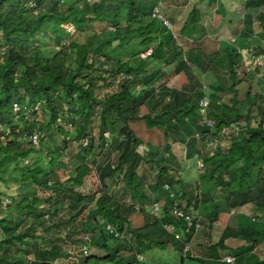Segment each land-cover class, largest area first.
Masks as SVG:
<instances>
[{
  "label": "trees",
  "instance_id": "1",
  "mask_svg": "<svg viewBox=\"0 0 264 264\" xmlns=\"http://www.w3.org/2000/svg\"><path fill=\"white\" fill-rule=\"evenodd\" d=\"M147 1L148 4L141 0H100L91 4L88 15L87 10L77 6V0H0V185L16 182L30 186L26 194H10L9 203L16 210L0 217V264H61L70 257L63 246L67 236L75 239L98 227L103 238L99 244L109 255L82 258L78 264H145L138 255L144 257L169 249L180 254V264H186L189 260L182 256L186 244L182 237L189 236L186 222L173 214L176 207H183L184 200L179 194L175 198L164 196V187L169 185L175 192L177 184L185 187L186 174L179 173L181 162L176 153L183 147L187 159L195 160L197 151L192 147V138L196 135H199L196 140L203 144L209 139L217 141L223 131H236L228 151L218 155L223 166L212 168L209 156L203 155L205 172L201 182L207 190L203 191L202 199L191 200L195 201L197 210L201 206L208 210L203 212L208 226L213 227L218 221L224 204L230 210L252 205L264 211V107H260L257 126L251 127L248 114L251 109L247 114L238 112L235 103L226 104L220 96L233 93L237 99L236 85L241 82L238 69L243 55L238 50L226 49V67L223 69L220 62L217 81L211 85L214 101L211 98L209 117L215 125L205 131L198 107L207 91L194 66L208 71L211 63L203 51L184 53L174 40V34H184L187 28L201 22L198 7L201 0L193 4L184 27L177 32L152 17L155 3ZM183 1L186 7L190 5V0ZM218 1V9L224 11L223 3ZM246 8H263L257 21L264 32V0H248ZM90 21L104 27L103 36L94 47L74 41L66 44L59 34L69 24L76 32H85ZM244 23L240 36L248 39L251 29L254 30L255 17L245 15ZM66 31V35H72ZM51 33L56 34V43L61 47L55 53L42 46L43 36ZM150 49L152 54L143 58L142 54ZM71 55L74 68L69 62ZM114 64L117 69L110 71L108 68L115 69ZM171 70L174 76L170 78ZM182 74L187 76L189 84L178 89L171 81ZM106 87L112 91L98 95L97 91ZM247 98L253 106L261 99L251 97L250 92ZM15 104L20 106V111H15ZM40 109L50 116L46 133L57 125L64 143L65 136L73 133L77 134V140L86 136L84 127L89 118L99 115L100 136L105 141L107 155L102 160L91 161L93 148H84V154L78 156L59 150L45 154L41 143L47 141V134L39 136V146L34 145L31 137L37 133L39 122L28 120V114H37ZM61 115H67L64 125L60 122ZM18 117L23 125L18 124ZM243 117L249 123L242 130L239 121ZM141 120L148 129L165 132L164 148H147L127 126ZM110 123L115 126L113 129L120 127L119 137L113 140L105 137ZM69 126L71 130L67 129ZM113 158L115 164L110 167L108 163ZM187 167V164L182 166V171ZM117 175L124 183L122 197L109 190L108 181ZM176 178L180 179L178 183ZM3 195L0 191V197ZM183 195L189 197L186 191ZM163 196L168 199L162 201L164 215L158 218L151 213V206L163 200ZM3 203L0 199L2 206ZM92 206L95 209L82 220ZM66 207L68 218L59 214ZM139 210L148 220L143 227H135L132 221ZM77 219L82 221L81 229L62 235L58 226ZM109 224L119 231V236L107 230ZM85 237L80 236L77 242L85 245ZM227 239H237L243 244L232 253L236 258L234 264H242L246 256L254 257L253 254L258 259L252 264H264L255 254L264 240L263 228L252 224L238 229L226 227L220 242L210 246V250L220 244L228 248ZM112 243L120 244L117 252H110L115 245ZM124 251L127 254L121 255ZM16 256L20 259L14 260ZM219 257L218 254L216 259ZM163 260L157 264H163Z\"/></svg>",
  "mask_w": 264,
  "mask_h": 264
},
{
  "label": "rangeland",
  "instance_id": "2",
  "mask_svg": "<svg viewBox=\"0 0 264 264\" xmlns=\"http://www.w3.org/2000/svg\"><path fill=\"white\" fill-rule=\"evenodd\" d=\"M69 2H73L74 0H68ZM100 1V0H77V6L80 8V10L85 9L87 10V14L90 15L91 12L89 8L91 7V4ZM144 4H148L149 2L147 0H141ZM183 0H158L157 1V8H158V14L161 20H164V22L171 28L174 26V30L177 32V29L180 30V26L182 25L183 21H180L181 17L186 20L188 18L189 12L191 8L193 7V4L198 0H190V5L185 6L184 3H182ZM248 0H221L224 5V11L218 10L217 0H201V2H198V7L201 10L202 20L200 26H202V30L200 29V34H196L193 37V42H190L188 39L184 38V40L181 39L182 46H179L180 49H182L185 52H188L189 50H193L196 53L198 51H203L205 55L208 56V60L211 63V66L209 67L208 71H205L202 68H199L197 66H194V72L197 75V77L200 78L202 81V84H204V87L209 95L210 98H212V95L214 94L213 89L211 88V85L217 81V68H221L223 65L226 67V61L225 56L222 53H226V48H232L235 50H238L243 55V62L240 65L238 69V78L241 81L239 84L236 85V88L238 90L237 92V99L235 100V94L229 93V94H223L220 95L222 97V100L226 104H234L235 108H237L238 112H242L244 114H247L248 111L251 109V112H249V116L251 118V121H247L244 117L239 121L241 129L246 128V124L249 123L251 127L257 126L260 117H261V108L264 107V32L259 27L258 15L261 11H263V8L260 9H252L246 8V2ZM184 2V1H183ZM177 4V5H176ZM252 15L255 17V24H254V30L251 29V35H249V38H242L239 36L240 31L243 30L245 27V15ZM176 19H174V18ZM223 17V18H222ZM160 20V21H161ZM162 22V21H161ZM222 23L221 33L219 31L220 24ZM164 23V24H165ZM103 29L102 25L97 21H90L86 25L85 32L78 33L76 32V29L72 24L64 25L63 28L59 30V34L61 37H63L66 40V44L69 42H79V43H85L90 45L91 47H94L97 45V42L99 39L103 36ZM66 30L71 31L72 35H66ZM205 30V31H204ZM76 32V33H75ZM185 32V31H184ZM75 33V34H74ZM180 34V33H179ZM179 34L176 33V35L179 36ZM183 37H186L184 34H180ZM45 36V37H44ZM42 42V46L46 49H50L51 53H55L56 51H60L61 47L57 45L55 36L56 34H49L44 35ZM234 39L235 41H233ZM135 44V43H133ZM226 47L225 46H229ZM219 56L217 57V55ZM213 56H216V58H212ZM207 60V63H208ZM225 61V62H224ZM69 62L71 66L74 68V56H70ZM220 62H223L222 64ZM222 66H220V65ZM135 65V63H134ZM113 68L111 69L106 66L110 71L116 70L118 66L115 64L112 65ZM206 67V66H205ZM170 78L173 75V71L171 70ZM175 78V77H174ZM112 81L110 80L109 83ZM172 85H175L178 87V89H182L188 86L189 82L187 79V76L185 74H182V76H179L177 79L175 78V81L171 83ZM107 89L99 90L97 93L98 95L104 96L105 94L112 91L111 87H106ZM0 92H1V86H0ZM248 92H250L251 97L259 96L261 99L253 106L251 104V101L248 97ZM214 101V99L212 98ZM214 109V108H213ZM68 109L65 110V113L68 114ZM63 113V114H65ZM28 120H32L34 122H39L37 125V134L41 137L47 134V141L44 143H41V147L45 150V154L47 152H54V151H65L66 154L78 156L80 154H84L83 150L84 148H93V155L89 157L91 161H98L102 160L107 155V147L105 146V141L102 140L100 134V123L101 117L99 115L91 116L89 118V121L87 125L84 127V132L86 133V136H80V140L76 139L77 134H71L70 136H65L66 143H64V135L61 136L58 133V126L53 125V130L50 133H46V124L49 121L50 116L46 115V113L40 109L37 114H28ZM67 116V115H66ZM65 115H61L60 122H63L64 125V117ZM69 116V115H68ZM199 118L201 117L198 113ZM21 118L18 117L19 125H23V121L20 120ZM17 120V119H16ZM129 129L133 130L134 133H136V136L142 140L143 144L146 145V147H160L164 148L167 144L165 132L162 129L155 128V129H148L146 126L145 121H137L135 123H130L127 125ZM115 126H111L110 123V130L105 133V137L108 138V140H113L119 137L120 135V127L117 129H113ZM67 129L71 130L72 128L69 126ZM205 131L210 130L208 127L204 125ZM236 131L234 129L223 131V133L220 135V138L216 140H209V142H206L202 144L201 141L196 140L198 137L192 138V147L197 151V154L199 156H209L211 160L212 168H216L217 166H223V164L219 163L220 158L219 154L223 155L225 154L231 144L232 138L235 136ZM45 139V138H44ZM40 139H39V145H40ZM65 145V147H64ZM221 145V146H220ZM65 148V149H63ZM139 148L142 150V146L139 145ZM44 154V156H45ZM43 156V157H44ZM178 159L180 160V168L182 171L185 164H187L186 168V175L187 173L190 174V176H194V183L197 187H194L193 185L190 186L186 192L189 195V198L192 199L196 196H202L203 191H206L205 186H203L201 182V178L204 171L199 170L197 163H194L196 161L187 159L186 152L184 148H180L179 151H177ZM198 156V155H197ZM41 159V158H40ZM42 160V159H41ZM185 163V164H184ZM224 163V162H223ZM115 164L114 158L108 163V166L112 167ZM184 164V165H183ZM221 164V165H220ZM183 172V171H182ZM183 172V175L185 174ZM15 175H19V173H15ZM109 187L113 193H116L117 196H124V183L122 182V177L117 175L115 179H110L109 181ZM179 180L176 182L178 183ZM96 185V184H95ZM178 185V184H177ZM180 186H182L180 184ZM29 185H20L16 182H11L9 185H0V191L4 193L3 197H0L4 201L3 206H9L12 197L11 195H16L17 193L20 194H26L28 192ZM195 189H194V188ZM182 187L176 191V194H179L182 199H185L183 193L185 194V191H182ZM166 196V195H165ZM164 197V196H163ZM167 197V196H166ZM164 197V199L159 202V205L161 207V211L159 212L157 216L158 218H161L164 215V201L165 199H168ZM5 198V199H4ZM10 200L6 202V200ZM202 199V197H201ZM221 205V203H220ZM3 206L0 204V217L7 216L9 212H14L16 210L14 204L10 205V208L4 209ZM163 207V208H162ZM200 211L198 210V216L203 220V223L201 221L199 229L204 231L205 238L210 243V246H215V244H218L221 237V231L219 227L223 226H232L235 229H238L239 227H246L249 224L257 225L260 228L264 229V211L258 210L254 206L250 205L246 209H238L235 210L234 213L232 210H230L228 207L222 205V211H220L219 219L214 224H217L218 228H215L213 231L211 227L209 229L206 228L208 226L209 221L205 220V215L203 212L207 211L205 208L202 209V206L200 207ZM95 209V206H92L87 209L83 217L81 219H86L90 212ZM202 213V217H201ZM60 216L67 217L68 218V208H64L60 211ZM81 219L75 220L73 223H64L58 226V229L61 230L62 235L69 234L73 230L79 231L81 229ZM132 221L134 223L135 227H143L146 225L148 220L145 217V213L142 210H139L137 214L132 216ZM208 223H207V222ZM207 224H205V223ZM221 225H220V224ZM210 224V223H209ZM213 224V226H214ZM169 231H173V228H168ZM199 229H192L196 230L191 232L189 236L182 237V239L185 241V249L183 251V257L188 259L189 261H196L201 260V254L198 252L192 253V241L198 242L201 241L202 238L198 237ZM157 235L159 232H156ZM203 235V237H204ZM214 235V240L210 238ZM80 236L85 237L86 240L90 239L92 240V248L91 251L88 254L82 253L81 247L83 246L82 243L77 242V238ZM76 240V241H75ZM103 242V238L101 236V228L98 227V229H90L89 232H83L79 236H76L75 239H67L63 243L64 250L70 255L69 258H64L62 260L63 262L61 264H78V261L83 259H87L90 256H96L97 258H103L105 256L109 255V252L101 248V244ZM109 242V241H108ZM232 240L227 239L226 243L230 245H227L228 248L222 247L223 244H220L217 248H213L210 252L213 254H216L215 257L218 258V253L220 250L227 249L228 252H232L231 250H235L236 248L232 244ZM214 243V244H213ZM111 244V243H109ZM113 245L115 243H112ZM120 246L118 243L115 244L112 248H110V252H117V248ZM113 249V251H111ZM115 250V251H114ZM177 252L176 250H174ZM171 252V251H170ZM169 251L163 252L164 255H161L162 257L158 256V253H153L151 256L147 255L143 257V261L145 264H157V261H160L161 258H164L163 264H180V256L178 254L177 259H173V254H170ZM226 251L222 252L221 254L225 255ZM233 253V252H232ZM122 254H127L126 251L122 252ZM255 254L259 258H264V240L261 242V245L258 246ZM129 255V254H128ZM153 256V257H152ZM223 256V255H222ZM228 256V255H227ZM230 257L235 256V254L229 255ZM254 257L248 258L246 256L245 261H241L242 264H252L255 260L258 258L253 254ZM117 258V256H115ZM166 257L169 259L167 261ZM212 257V254H211ZM211 257L207 259L206 261L208 263H223L226 262L229 264L225 257L221 259H214V261L211 260ZM20 257H14V260H18ZM175 260V261H174ZM149 261L151 263H149ZM167 261V262H166ZM240 262V263H241ZM235 263V261H234ZM232 263V264H234ZM162 264V262H161ZM197 264V263H196Z\"/></svg>",
  "mask_w": 264,
  "mask_h": 264
},
{
  "label": "built area",
  "instance_id": "3",
  "mask_svg": "<svg viewBox=\"0 0 264 264\" xmlns=\"http://www.w3.org/2000/svg\"><path fill=\"white\" fill-rule=\"evenodd\" d=\"M152 3H155V6L153 8V14L152 17L156 18V19H160L161 16H159V12H158V8H157V1L158 0H149ZM163 23L164 20H161ZM165 25L170 29H174L173 26L170 28L166 23ZM71 32V31H70ZM181 39L182 37L174 34V40L178 43L179 46H182L181 44ZM153 52L152 49H150L147 53L142 54V57L145 58L148 55H151ZM210 106H211V99L210 97L207 95V93H205V95L201 98L200 103H199V107H198V113L201 116L200 118H202L203 123L205 124L206 127H208L210 130L214 128L215 125V121L209 117V110H210ZM15 111L18 112L21 110L20 106L18 104H15ZM38 108V107H37ZM197 137L199 135H196ZM31 140L33 142L34 145L39 146V135L37 133H34L33 136L31 137ZM199 167L202 169L204 167V164L202 163V161H199ZM165 191L166 194L168 195V197L171 198H175L176 197V192L173 191V188H171L169 185H166L165 187ZM9 200L7 199L6 202H8ZM161 211V207L159 205V203H155L152 207H151V213L154 215H158L159 212ZM173 214L175 215L176 218L178 219H183L186 224H185V230L188 233H191L193 230V228L195 227V229H199L200 227V222L198 219V213L196 211V208L194 206V204H188L187 202H185L184 200V204L183 207L181 208H175L173 211ZM107 230L111 231L113 234H116V236H119V231H117L115 229V227L111 224L107 225ZM194 230V231H196ZM177 237L180 239L181 237L179 235H177ZM92 244L90 243V239H87V242H85V245H83V252L85 254H88L91 251V247ZM137 258L140 261H143V256L142 255H138ZM225 260L228 263H231L234 261V259L232 257L227 256L225 258Z\"/></svg>",
  "mask_w": 264,
  "mask_h": 264
},
{
  "label": "crops",
  "instance_id": "4",
  "mask_svg": "<svg viewBox=\"0 0 264 264\" xmlns=\"http://www.w3.org/2000/svg\"><path fill=\"white\" fill-rule=\"evenodd\" d=\"M223 3V2H222ZM177 5V4H176ZM217 5L219 6V1L217 0ZM219 10V9H218ZM245 17V16H244ZM174 18V17H173ZM223 18V17H222ZM174 19H176V18H174ZM187 20V19H186ZM186 20H184L182 17H181V19H180V21H183L182 22V25L180 26V28H183L184 27V25H185V23H186ZM201 20H202V15H201ZM222 23L223 22H221V24H220V29H219V31H220V33H221V28H223L222 27ZM200 24H201V22L198 24V26H196V27H189V28H187L186 30H185V32H184V35L187 37V39L190 41V42H193V37L196 35V34H200L199 32H200V29L202 30V26H200ZM173 28H174V26H173ZM205 31V30H204ZM240 33H241V31H240ZM179 36L181 37L182 35H180L179 34ZM239 36H240V34H239ZM185 37V38H186ZM233 41H235L234 39H232ZM226 47H230V45L229 46H225L224 48H226ZM227 49V48H226ZM222 54H224V53H222ZM212 58H215L214 56L212 57ZM223 69H225V66L223 65ZM180 76H182V75H180ZM179 77V76H178ZM177 77V78H178ZM175 81V79L174 78H172V81H171V83H173ZM208 95V94H207ZM222 95V94H221ZM209 96V95H208ZM221 146V145H220ZM177 154V153H176ZM193 161H195V160H193ZM168 163H170V161L168 160ZM179 173H180V171H179ZM185 174H186V172H185ZM186 178H187V181L185 182V187H183V186H180V184H178V185H176V189L177 190H179L181 187L183 188V189H185V191L190 187V186H192L193 185V183H194V176L192 175V176H190V174L189 173H187V175H186ZM176 180L178 181H180V179L179 178H176ZM176 181V182H177ZM187 193V192H186ZM165 195H166V193H165ZM164 195V196H165ZM189 198V197H188ZM250 205H248V206H245V207H243V208H241L240 210H242V209H246L247 207H249ZM208 223V222H207ZM220 224V223H219ZM209 225V224H208ZM217 225H218V223L217 224H214V226L213 227H211L212 228V230L214 231L215 230V228H218L217 227ZM221 225V224H220ZM226 227H231V228H234V227H232V226H223V228L222 227H219L220 228V230H222L221 231V237H222V234H223V232H224V230L226 229ZM206 228L207 229H209V226H206ZM235 229V228H234ZM210 230V229H209ZM204 233L205 232H199V233H197L198 234V237L199 238H202V240L201 241H198V242H195V241H192V243H191V245H192V253H195V252H198L199 254H201L202 256H201V260H196V261H187L186 262V264H196V263H199V264H201L200 263V261L202 262V261H204V262H207L206 260L207 259H209L210 257H211V254H212V257H211V260L212 261H214V259H216L217 257H215L216 256V254H213V253H211L210 251V243L208 242V240L205 238V235H204ZM203 235H204V237H203ZM209 236H211L210 238L212 239V241H215L214 240V235H209ZM221 237H220V240H221ZM219 240V241H220ZM229 240H232L233 242H232V244L236 247V248H234V249H237V248H239L240 246H242L243 244H242V242L240 241V240H237V239H229ZM214 244V243H213ZM225 244H227V243H225ZM231 243H229V244H227V245H230ZM220 247V246H219ZM222 247H223V245H222ZM213 250V249H212ZM224 250L226 251V253H225V255L224 254H221L222 252H224ZM224 250H220V252L218 253L219 255H220V257H219V259H221V258H223V256H229V255H231L232 254V252H233V250H231L232 252L230 253V252H228L227 251V249H225L224 248ZM167 251H171L170 252V254H173V259H177L178 258V255L180 256V254L179 253H177V252H175L174 251V249H169V250H167ZM156 253V252H155ZM153 253H150L149 254V256H151ZM175 254H178L177 256L175 255ZM161 255H164L163 253H158V256L159 257H162ZM223 255V256H222ZM153 257V256H152ZM162 259V258H161ZM166 259H167V261L169 260L167 257H166ZM261 260H264V258H260ZM166 261V262H167ZM175 261V260H174ZM208 263V262H207ZM209 264H212V262L211 263H209Z\"/></svg>",
  "mask_w": 264,
  "mask_h": 264
},
{
  "label": "clouds",
  "instance_id": "5",
  "mask_svg": "<svg viewBox=\"0 0 264 264\" xmlns=\"http://www.w3.org/2000/svg\"><path fill=\"white\" fill-rule=\"evenodd\" d=\"M182 37V40H184V37L183 36H181ZM179 46V45H178ZM204 90L206 91V89H205V87H204ZM211 99V98H210ZM205 125V124H204ZM223 133V132H222ZM196 137V136H195ZM210 140V139H209ZM209 140L207 141V142H209ZM207 142H206V144H207ZM198 155V156H197ZM204 155V154H203ZM203 155L202 156H199V154H196L195 156H196V159H195V161H197V165H198V163H199V161L201 160L202 161V163L204 164V167L201 169L200 167H199V165H198V168H199V170H201V171H204L205 170V163H204V158H203ZM181 174H183V173H181L180 172V175ZM193 186L194 187H197L196 186V184H193ZM193 187V188H194ZM195 189V188H194ZM196 197H201L200 195L199 196H196ZM183 200H185V202H189V201H191L192 203L191 204H194V206H195V208H196V205H195V201H192L190 198H185V199H183ZM159 203V202H158ZM188 204H190V203H188ZM153 206V205H152ZM151 206V207H152ZM163 208V207H162ZM196 211H197V213H198V210H197V208H196ZM234 211L235 210H232V212L234 213ZM198 219H199V222L201 223V221H202V219L198 216ZM196 232V231H195ZM191 233H188L187 232V235H190ZM227 257V256H226ZM225 257V258H226ZM230 257V256H229ZM232 258L234 259V261L236 260V258L234 257V256H232ZM234 261L233 262H231V263H229V264H232V263H234ZM144 262V261H143Z\"/></svg>",
  "mask_w": 264,
  "mask_h": 264
}]
</instances>
